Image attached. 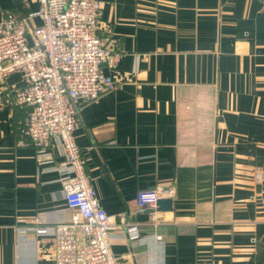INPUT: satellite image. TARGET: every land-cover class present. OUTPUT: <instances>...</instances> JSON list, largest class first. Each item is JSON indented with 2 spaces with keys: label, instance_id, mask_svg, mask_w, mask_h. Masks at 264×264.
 I'll use <instances>...</instances> for the list:
<instances>
[{
  "label": "crops",
  "instance_id": "1",
  "mask_svg": "<svg viewBox=\"0 0 264 264\" xmlns=\"http://www.w3.org/2000/svg\"><path fill=\"white\" fill-rule=\"evenodd\" d=\"M100 1L117 42L102 68L129 77L82 103L73 133L117 263L264 264V0ZM36 7L0 0V20ZM23 84L0 80V264H53L49 236L16 228L69 220L70 170L57 139L26 143ZM159 187L172 210L137 205Z\"/></svg>",
  "mask_w": 264,
  "mask_h": 264
},
{
  "label": "built area",
  "instance_id": "2",
  "mask_svg": "<svg viewBox=\"0 0 264 264\" xmlns=\"http://www.w3.org/2000/svg\"><path fill=\"white\" fill-rule=\"evenodd\" d=\"M37 7L21 16L7 13L0 20V80L20 73L24 84L13 103L25 108L23 131L27 144L44 151L57 139L63 158L58 167L69 168L61 180L69 220L16 228L51 240L53 264H118L111 248L113 217L100 205L74 137L79 108L117 83L128 79L103 70L113 67L116 39L98 34L100 0H36ZM39 19L40 23L31 22ZM173 189L159 187L138 206L154 208L158 198ZM128 234L137 235L134 226ZM160 234L155 238L160 239Z\"/></svg>",
  "mask_w": 264,
  "mask_h": 264
},
{
  "label": "water",
  "instance_id": "3",
  "mask_svg": "<svg viewBox=\"0 0 264 264\" xmlns=\"http://www.w3.org/2000/svg\"><path fill=\"white\" fill-rule=\"evenodd\" d=\"M216 138V135H215ZM155 210L158 211H170L173 209L172 207V199L171 198H158L155 203Z\"/></svg>",
  "mask_w": 264,
  "mask_h": 264
}]
</instances>
